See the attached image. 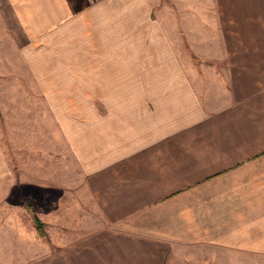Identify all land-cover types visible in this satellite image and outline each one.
<instances>
[{
	"label": "crops",
	"instance_id": "1",
	"mask_svg": "<svg viewBox=\"0 0 264 264\" xmlns=\"http://www.w3.org/2000/svg\"><path fill=\"white\" fill-rule=\"evenodd\" d=\"M185 2V52L175 30L137 13L119 37L103 27L106 44L124 46L104 54L105 84L97 72L84 85L0 84V253L14 254L9 263L18 245L46 264L264 252V0L232 11L215 37L208 5ZM20 11L17 26L39 27L46 43L82 37L73 0H24ZM193 28L205 31L194 38ZM12 56L0 52V78L15 77Z\"/></svg>",
	"mask_w": 264,
	"mask_h": 264
},
{
	"label": "rangeland",
	"instance_id": "2",
	"mask_svg": "<svg viewBox=\"0 0 264 264\" xmlns=\"http://www.w3.org/2000/svg\"><path fill=\"white\" fill-rule=\"evenodd\" d=\"M11 1V2H10ZM186 0H73V4L78 10L76 12V20L79 25H76V30H80L82 37L78 38L73 32L70 34L66 33L56 38H49L48 43L44 39H41V29L39 27H22L17 26L16 21L20 24V19L24 18V0H0V52L2 54H9L11 57V66L16 73L15 77L0 78V84L17 83L21 85L32 83L36 86H50V85H63L70 86L72 84L80 83L82 85L87 84L89 79L87 75L97 72L98 80L105 84V80L109 77L107 74L110 72L105 67L108 64L104 59L105 53H112L113 55L119 56L123 53L119 42L115 40L111 44H106L103 39L105 33L104 25L108 28L112 25V35L120 36L121 26L125 22L128 23L129 27H134L135 22L132 18L137 16L144 17L149 21H159L164 24L162 31L169 32L175 30L179 39L178 43L183 52L185 48L189 47L187 42L188 34L190 29L181 28L184 26V13H180L177 10L185 5ZM16 4H12L15 3ZM11 3V4H10ZM193 4L197 5H208L209 9L206 14L207 16V35L209 37H215L217 35V27L224 22L227 24L234 20L236 8L247 9L248 0H193ZM13 6V7H12ZM95 6L97 21L93 18L92 7ZM133 7L138 8L134 9ZM100 10V12H99ZM173 11V12H172ZM195 16V15H194ZM125 17V19H123ZM143 18V19H144ZM173 19L174 25L170 24L169 21ZM75 20V21H76ZM39 24L38 21H36ZM94 23L96 28L94 27ZM140 23V22H139ZM138 23V27L133 28L134 32L130 33V37H134L139 32L141 24ZM186 23V22H185ZM188 24V23H187ZM178 26V27H176ZM168 27H170L168 29ZM201 30L200 28H193V36H197ZM182 32L180 35L179 33ZM187 36L185 37V34ZM60 34V33H59ZM84 34V35H83ZM14 35L17 39L18 44L16 45ZM64 37V38H63ZM9 39L13 43L9 42ZM43 40V42H42ZM89 40H94V43H88ZM26 42L28 44H26ZM132 46V45H131ZM129 45V48H131ZM33 51L32 60L28 59L23 61L24 52ZM14 53V54H13ZM22 54V59L18 56ZM96 54V57L94 56ZM131 50L129 49V52ZM18 57V58H17ZM7 63V62H6ZM120 63L119 61L117 62ZM96 64V65H95ZM6 65V64H4ZM8 65V63H7ZM7 65L5 67H7ZM75 65V67H73ZM3 66L0 60V67ZM62 69L58 75L57 69ZM72 68L80 72V77H73L68 75V72H72ZM112 69V68H109ZM72 70V71H71ZM29 72V73H28ZM77 73V72H76ZM78 74V73H77ZM66 115H71L70 110H66ZM46 125H38L39 128H44ZM37 128V126H36ZM66 165L71 166L72 161L66 156ZM70 202H66V216L69 221L73 218L72 213L74 212V206L71 198L68 199ZM71 222V221H70ZM33 232V231H32ZM34 234V232L32 233ZM35 236V235H34ZM21 239V240H20ZM23 237H18L22 241ZM18 251L16 253V264H46L42 262L38 254L25 253L24 246L18 245ZM55 252L52 251L49 256ZM11 257L14 254H9ZM8 254L0 253V264H12L9 263ZM190 256V257H189ZM171 264H264V252L257 253H233V252H213V253H197L187 254L184 259H173Z\"/></svg>",
	"mask_w": 264,
	"mask_h": 264
},
{
	"label": "trees",
	"instance_id": "3",
	"mask_svg": "<svg viewBox=\"0 0 264 264\" xmlns=\"http://www.w3.org/2000/svg\"><path fill=\"white\" fill-rule=\"evenodd\" d=\"M32 224H33V228L36 231L38 237L41 239H44L46 234L44 231L43 223L36 216H34Z\"/></svg>",
	"mask_w": 264,
	"mask_h": 264
}]
</instances>
